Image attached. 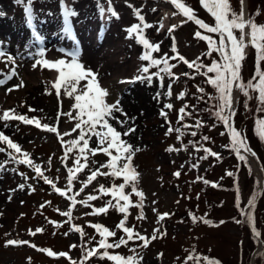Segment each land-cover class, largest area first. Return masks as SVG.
<instances>
[{"label": "rangeland", "instance_id": "1", "mask_svg": "<svg viewBox=\"0 0 264 264\" xmlns=\"http://www.w3.org/2000/svg\"><path fill=\"white\" fill-rule=\"evenodd\" d=\"M122 1H125L123 8L128 6L126 3L136 6L132 10L133 14L134 9L144 11L146 23H149L147 17H150L146 15L148 8L152 9L154 6L160 9L154 34L162 32L165 37V49L161 55L160 52L153 53V57L161 59L166 54L169 64L175 67L172 68L174 73L172 77L160 73L164 77L162 83L158 77L153 76L151 82L136 81L119 84L121 80L131 81L133 78L123 79L115 74L109 80L103 78L104 81L100 83L101 87L108 91L106 102L114 103L119 100L123 112L127 114L124 116L119 113L120 119L139 112L144 102H148L152 107L150 114L144 120L135 122V125L134 122H126L123 127L113 124L121 133L129 126L135 128L133 133L126 137L122 135L121 138L139 149L133 157L132 164L139 173L136 183L138 191L144 194L143 208L137 207L141 198L131 192L130 186H126L125 192L130 195L132 203L129 205L125 226L149 238V244L147 247H141L143 241L134 238L128 241L127 246L108 249L109 254L128 257L133 254L130 249L135 248L139 256L143 257L140 264H207L203 259L205 256L218 261L219 264H264V243H262L264 242V192H262L264 140H262L263 146L260 142L256 143L255 139L260 137L259 135L256 137L253 129L255 127L256 130L258 119H264V112L258 111L260 107L256 99L258 93H251L253 98L248 99L239 91L240 97L233 125L245 137L251 149L248 153L251 155L255 153L253 156L262 168L263 182L259 180L247 154L241 153L247 157L245 162L240 160L236 152L231 149L228 130L215 115L219 110L220 102L216 99L219 93L208 83L209 78L215 74L204 75L206 67L197 71L195 67L189 68L179 59V56H183L188 62L196 61L205 66H210L213 60L220 61L218 52L213 51L210 56L207 55L209 51L207 41L197 38L195 33L200 31L202 35H210L217 42L218 35L206 32L193 21L184 22L186 18L178 13L169 0ZM255 1L256 11H260V15L255 16V21L264 25V0ZM112 2L116 13L120 12L119 0ZM182 2L194 10L197 18L210 26L215 24L214 18L201 5L200 0H182ZM28 3L29 0H23L22 3L19 0H0L2 9L0 15L6 20H13L15 24H23L28 19L26 12ZM63 3L66 4V0H63ZM71 3L77 9L84 6L72 0ZM100 3L105 9L108 8L107 0H102ZM230 4L233 10L240 11V0H230ZM249 6L252 7V0H244L246 15H251ZM96 8L98 9L97 6ZM31 10L33 15L31 22L60 20L58 15L63 13L62 0H31ZM129 22L133 25L139 21L134 16L129 17ZM103 24L101 18L96 26L100 27ZM83 25L80 24V27ZM173 25L176 27L168 31ZM2 31L4 30L0 27V43L3 44V47L0 45V50L7 56L14 57L15 64L0 59V72L6 73L11 67H15L17 75L11 80L0 76V79L6 81L0 85V114L15 109L16 113L29 119H38L41 125L48 124L55 127L57 132H49L42 127H36L35 124H26L18 120L7 121L10 123L9 127L3 128L6 122L0 120V131L13 142L18 143L22 152H27L34 164L41 168L43 175L52 181V184L46 183L37 176L33 168L17 163L9 157L8 153L12 152L17 160L24 158L22 154H16L7 147L6 143L0 141V148L5 149L4 152H0V165L3 166L0 170V264H73V262L116 264L115 261L107 258L100 259L97 255L87 260L84 256L86 249L97 248V242L101 239L94 225H101L115 232V236L112 237L105 234L108 243H113L121 237L126 238L123 230L117 227L124 219L123 213L109 207L106 213L94 214L95 209L106 206L108 200L115 203L110 192L100 191L101 186L110 189L114 184L123 183V178L98 174L95 180L87 182L93 170L99 169L103 173H110L111 170L100 167L109 160L102 151L93 155L85 150L87 156L85 161L84 156L79 152L83 141L65 155L66 149L70 146L69 142L78 140L80 133V129L75 128L78 122V110L74 107V97L68 96L69 100L62 105L47 94L41 95L38 99L31 98L28 94V90L33 85H44V80L51 79L50 74H47V68L34 67L36 60L42 59L34 42L39 32H35L33 38L23 37L14 49H11L8 48L9 40L3 36ZM133 37V41L141 45L134 35ZM173 47L176 52H173ZM172 57L176 58L172 59ZM148 64V61H142L140 68ZM28 65L32 68V76L35 78L37 76L38 81L30 82L27 79L26 75L30 73L27 69ZM160 67H163V64ZM255 69L256 52L249 46L242 61L240 72L242 80L249 81L254 76ZM261 69L264 70V62H261ZM158 71L159 68L151 67L149 74ZM191 72L197 75L195 85L199 86L200 82L204 81L200 88L205 85L211 96V99L209 98L211 101L203 100L200 109L213 108L215 117L204 120L191 107L192 104L195 107L198 104L193 89L184 88V79L189 77ZM140 74L139 70L135 72V76ZM18 84L22 86L16 87ZM169 85H171V95H168ZM234 93L235 88L233 97ZM37 100L42 105L45 103L53 106L38 108L34 106ZM168 104L173 107L167 108ZM181 108H185L186 113L183 120L180 119ZM162 112L167 113V116L162 115ZM68 113H71V116ZM192 113L195 117L191 116ZM208 119L210 121H207ZM197 122L205 127L193 131L196 135L192 137L193 143L190 144L189 129L197 128ZM169 128L173 131L169 132ZM65 133L68 135H64ZM204 137L208 139L205 140ZM88 144L89 148H96V137L92 136ZM205 149L217 153L218 157L210 155ZM78 157L81 165L87 164L80 171H76L75 162ZM69 168L73 169L70 188ZM177 172L180 173L179 176L175 175ZM21 184L24 185L23 189L19 187ZM57 188L67 195L62 196L56 191ZM90 195L96 196L97 199L89 201ZM259 196L261 197L258 198ZM69 197H74L76 203L73 204ZM253 197L256 198L255 207L250 205ZM245 211L252 213L253 222L248 221ZM65 212L71 215L66 216L63 214ZM141 212L143 216L138 219ZM166 213L168 215L165 216ZM161 216L164 218L160 219ZM193 217L197 219L193 220ZM76 227L82 229L83 236L75 231ZM157 229L159 231H156ZM256 232L259 233V237L255 235ZM154 233L157 238L152 240ZM13 239L27 243L6 246V242ZM48 251L55 255H48ZM99 251L103 253L104 249L101 248ZM60 253L67 255L61 256ZM189 256L192 259H188ZM197 257H200L199 261Z\"/></svg>", "mask_w": 264, "mask_h": 264}, {"label": "snow or ice", "instance_id": "2", "mask_svg": "<svg viewBox=\"0 0 264 264\" xmlns=\"http://www.w3.org/2000/svg\"><path fill=\"white\" fill-rule=\"evenodd\" d=\"M19 2L22 3L23 0H19ZM107 3L108 8L105 9L104 5L100 3V0H97V7L101 18H104L105 13L107 12L109 16L119 19L118 13H116L114 7L112 6V0H107ZM169 3L174 5L178 10V13L186 18V21L184 22L193 21L201 29H204L208 33L217 34L219 37V41L217 42L210 35H202L200 31L195 33L197 38L207 41L209 47L207 55L210 56L213 51L219 53L220 61L213 60L210 66H205L201 63H197L196 61L188 62L183 56H179L178 53L177 55L179 56V59L187 64L189 68L195 67L196 70L199 71L201 68L206 67L207 70L204 75H208V73L215 74L208 80V83H210L219 93L218 97H216V99L220 102L218 105L219 110L215 112V115L228 130V134L231 137V149L236 152L240 160L247 162V157L241 153L251 152V149L241 131H238L233 125V117L235 116L233 90L234 88L239 89V91L243 92L248 99L253 98L251 93H258L256 96L260 105L258 111L264 112V70L261 69V62H264V25L257 24L255 21V16L260 15V11L257 10L253 15H246L244 0H240L241 9L239 12L233 10L230 0H200L201 5L214 18L215 24L210 26L202 19L197 18L194 10L186 3L182 2V0H169ZM129 6L134 7L131 5ZM62 7L64 16V31L66 34H71V18L78 14L73 9L69 8L67 4L63 3V0ZM153 11H155V9H153ZM26 12L28 13L29 23H31L33 19L31 0H29ZM134 16L139 22L131 25L126 29V31L128 32L130 38L134 35L137 42L143 46L144 51L139 59L142 61H148L149 64L139 69L141 73L140 75L135 76L131 81H122V83H134L136 81L151 82L153 76L158 77L162 83L164 77L161 76L160 73L163 72L170 77L174 76L172 68L175 67V65L169 64V58L166 54L161 59L153 57V53L160 51V44L151 43L145 35V29L152 28L153 25L145 22V17L141 14L140 9H134ZM175 27L176 26L173 25L168 31H172ZM36 39L42 41V37H40L39 34L36 35ZM174 40L175 38L173 37V41ZM249 46L254 48L256 52V69L254 76L249 81L244 82L240 72L242 61L246 56V49ZM172 50L173 52H176L175 47H173ZM39 55L42 59L36 60L34 67L42 66L50 70L55 69L59 73V79L54 84L56 94L58 96L60 95V88L61 85H63L65 94L70 97H74V107L78 110V122L76 123L75 128L80 129L79 138L78 140H72L69 142L70 146L66 149L65 155H67L68 152H71L73 147L78 146L80 141H83V146L79 147V152L81 156H84L85 161L87 160L85 150L93 155L102 151L107 157H109V160L106 164H102L100 167H106L111 170L110 173L100 172L99 169L93 170L91 175L88 177V183L95 180L98 174H110L114 178H123V183H120L119 185L114 184L110 189H104V187L101 186L100 191L102 193L110 192L112 197L115 199V203H113L112 200H108L106 202V206L95 209L94 214L106 213L109 207L115 208L120 213H123L124 219L121 220L117 227L123 230L126 234V238L121 237L113 243H108L105 238V234L108 237H112L115 236V232L110 231L101 225H94V227L99 231L101 239L97 242V248L86 249L84 258L87 260L89 257L97 255L100 259L107 258L110 261H115L116 264H140V260H142L143 257L139 256V253H137L135 248L130 249L133 254L128 257H124L119 254L110 255L108 252V249L111 248H119L121 245L127 246L128 241L133 240L134 238L143 241V244L140 245L141 247H147L149 244V238L140 235L138 232H134L133 228L125 226L129 205L132 203L130 195L125 192L126 186H130L131 192L141 198L137 207L141 209L143 208L142 201L144 194L143 192L138 191L136 183L139 173L132 164L133 157L139 149L134 148L131 143H128L126 140L121 138L122 135L126 137L133 133L135 128L129 126L123 133H121L117 130V127L110 123V121H115L117 125L123 127L126 120H120L115 113L119 112L124 116H127V114L123 112L119 100L114 103L106 102V97L108 96L107 89L101 87L97 73L90 68H86L82 62H79L77 52L69 53L68 55L71 59L67 61L65 59L49 61L44 58V49L40 50ZM175 58L176 57H172V59ZM0 59H5L6 63H11L12 65L15 64L14 57L7 56L2 50H0ZM162 64L163 67H160ZM151 67L159 68V71L149 74ZM16 75L17 72L15 67H11L6 73L0 72V76H5L7 80H11ZM176 78L178 79V77ZM85 81L86 83L82 84V82ZM5 82L6 81L4 79H0V85H3ZM20 86H22V84H18L16 87ZM170 89L171 85H169L168 95H171ZM8 90L11 91L12 89ZM199 91L203 92V89L201 88ZM181 96H183V94H181ZM166 107L171 109L173 105L168 104ZM186 107L187 106H185V108ZM185 108L180 109L181 120L184 119V115L186 114ZM30 110L35 111V109ZM161 114L165 117L167 116V113L162 112ZM68 115L71 116V113H68ZM0 120L5 122L9 120H18L26 124H35L36 127H42L49 132H57L55 127L49 126L48 124L41 125L38 119H29L24 115L16 113L15 109L3 111L2 114H0ZM199 126L200 123L197 122L196 127ZM171 131H173V129L169 128V132ZM256 131L259 137L264 140V119H258L256 121ZM64 135H68V133H65ZM192 135L195 136L196 133L193 132ZM92 136L96 137V148H89L88 140L91 139ZM204 139L207 140L208 137H204ZM0 141L6 143L7 147L14 150L16 154H22L24 158L17 160L16 156L12 152L8 153L9 157L17 163H23L33 168L38 177L42 178L46 183L52 184V181L43 175L41 168L38 165H35L33 160L29 158V154L27 152H22L21 146L18 143L13 142L2 131H0ZM4 151V148H0V152ZM205 151H208L212 156L218 157V154L212 152L210 149H205ZM114 152L115 154H113ZM252 155H255V153H252ZM75 163L77 165L76 171H80L81 168L87 166L86 163L81 165L79 157L76 159ZM2 168L3 166L0 165V170H2ZM68 171V183L70 188L73 180V169L69 168ZM21 175L24 174L21 173ZM175 175L179 176L180 173L177 172ZM228 175H232V173H228ZM205 183H207V181H205ZM19 187L23 189L24 185L21 184ZM56 191L62 196L67 195L66 192H62L59 188H57ZM81 191H83V189H81ZM69 199L72 200L73 204L76 203L74 197H69ZM95 199H97V197L94 195L88 196L89 201ZM255 199L256 198L253 197L252 201H250L251 207H255ZM63 214L66 216L71 215L69 212H65ZM244 214L248 217V221L250 223L253 222L254 218L250 211H245ZM164 215L166 216L168 214L166 213ZM142 216L143 213L141 212V216L138 217V219L142 218ZM163 218L164 216L160 217V219ZM196 219V217H193V220ZM204 222L208 223V221ZM75 231L83 236L81 228L76 227ZM156 231H159V229ZM255 235L259 237L258 232H256ZM156 238L157 237L154 233L151 239L154 240ZM26 243L27 241H18L13 239L8 240L6 242V246H16ZM73 247H75V245H73ZM101 248L104 249L103 253H100L99 251ZM48 255L53 256L55 253L48 251ZM60 255L64 256L67 254L60 253ZM188 259H192V257L189 256ZM196 259L199 261L200 257H197ZM203 259L207 262V264H219L218 261L209 259L206 256L203 257ZM73 264H76V262H73Z\"/></svg>", "mask_w": 264, "mask_h": 264}, {"label": "bare ground", "instance_id": "3", "mask_svg": "<svg viewBox=\"0 0 264 264\" xmlns=\"http://www.w3.org/2000/svg\"><path fill=\"white\" fill-rule=\"evenodd\" d=\"M72 1L84 5L77 9L76 6L71 3V0H66L67 6L78 14L71 18L72 34L78 40V45L74 43L70 37L67 35L65 36L64 16L63 13H60L58 15L60 20L57 19L53 22L49 20L48 22L41 24L45 25L46 27L41 26L39 28V36L42 37V41L37 40L36 38L34 39L35 44L38 46V51L40 52L41 49H44V58L48 59L49 61H55L57 59H65L67 61L71 59V57L68 55L69 53L77 52L79 62H82L86 68H90L98 74L99 83L103 82L104 79L109 80L114 74L115 76L123 79L127 77L134 78L135 72L140 69L142 60H140L139 57L143 54L144 49L142 45H137V43L133 41V36L130 38L126 29L131 26L129 17H134L132 10L133 8H136V6L132 5L131 3H126L128 6L124 5L125 8H123L122 5L125 3V1L119 0V7L121 9V11L118 12L119 19L106 14L103 18L104 24L100 27H97L96 23L101 19L99 10L96 8L97 0ZM101 1L102 0H100V2ZM112 3L114 4V2ZM129 5L134 7H130ZM153 9H155V11H153ZM1 10L2 9L0 7V11ZM159 12L160 9H156L154 6L152 9L148 8L146 15H149L150 17H147V21L149 24L153 25V27L145 29V32L146 37L150 40V42L153 41L152 43L160 44L159 52L161 55L165 49V37L161 31L158 34H154L155 27L158 25L159 21ZM141 14L144 15V11L141 12ZM80 24L84 25L80 27ZM37 26L38 24L32 23L31 31H33V28ZM0 27L2 30H4L2 31V34L4 37L8 38L9 42L7 46L11 49H14L15 45L18 44L20 40H22L23 36L25 35V29L27 30L30 28V26L27 24H15L13 20H6V18L1 15ZM101 30L103 31V36L101 39H99L98 32ZM63 37L65 38V42H62ZM1 47H3V45H1ZM27 69L28 72H30L26 75L27 79L30 82L38 81L36 79L38 78L37 76L36 78L32 76V68L30 65H28ZM47 74H50L49 76L51 77L50 81L49 78L44 80V85L47 87H42L44 86L43 84L33 85V87L28 90L29 96L31 98L38 99V97L41 95L47 94L54 97L59 104L65 105L69 100V97L65 94L64 86L61 85L59 96L56 94V89L54 87L55 82L59 79V73L55 69L50 70L47 68ZM121 81L119 84H122ZM239 97V89H235V113L238 107ZM41 105L42 103L37 100V103L34 106H37L38 108L53 106L52 104L45 103L44 105ZM129 108L133 110L130 105ZM151 110L152 107L149 106L148 102H144L142 109L130 117H123L120 119L118 116L119 112L115 113V115L120 120H126L127 123L134 122L133 125H135V122L144 120V118L150 114ZM110 123L116 124L115 121H110ZM5 125L3 128H8L10 123L6 122ZM245 153L250 158L255 172L258 174L259 180L263 182L262 168L260 167L258 161L250 153Z\"/></svg>", "mask_w": 264, "mask_h": 264}, {"label": "trees", "instance_id": "4", "mask_svg": "<svg viewBox=\"0 0 264 264\" xmlns=\"http://www.w3.org/2000/svg\"><path fill=\"white\" fill-rule=\"evenodd\" d=\"M255 3H256V1L255 0H252V7H250L249 9H251V15H253L254 13H256V6H255ZM196 76L197 75H195L193 72H191L190 73V75H189V77H187V78H185L184 79V88H186V90L188 89H193V93H195V96H197L196 98H195V101L199 104H197V106L195 107L193 104V106L191 105V107H193L194 109H195V112L197 113V114H199V115H201L202 117H203V119L205 120V119H207V118H210V117H215V115H214V109L212 108H208V107H205V110L204 109H200V106L202 105V102H203V100L204 99H206V100H209V98L211 99V96L209 95V93H208V88L204 85L203 87H202V89H203V92H201V91H199V89H201L200 88V86L202 85V83L204 82V81H202V82H200V85L198 86V85H195V78H196ZM209 101H211V100H209ZM198 115V116H199ZM191 116H193V117H195V114L194 113H192L191 114ZM207 121H210V119H208ZM210 123V122H209ZM224 126V125H223ZM201 127H205L203 124H200V126L199 127H197V128H193V129H189V134H188V137H190V140H189V143L190 144H192L193 143V139H192V137L194 138V136H192V133H193V131H195L196 129H197V131H198V129H201ZM254 129V132H255V135H256V137H258V134H257V132H256V130H255V127L253 128ZM226 133V132H225ZM255 141H256V143H258V142H260V144H261V146H263L262 145V139L261 138H256L255 139ZM264 192V191H263ZM261 197V196H260ZM258 204V203H257ZM256 204V205H257Z\"/></svg>", "mask_w": 264, "mask_h": 264}, {"label": "water", "instance_id": "5", "mask_svg": "<svg viewBox=\"0 0 264 264\" xmlns=\"http://www.w3.org/2000/svg\"><path fill=\"white\" fill-rule=\"evenodd\" d=\"M248 156V155H247ZM249 158V157H248Z\"/></svg>", "mask_w": 264, "mask_h": 264}]
</instances>
